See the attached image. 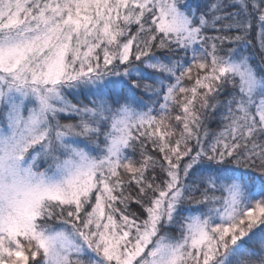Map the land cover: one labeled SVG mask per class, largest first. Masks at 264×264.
Instances as JSON below:
<instances>
[{
  "label": "snow or ice",
  "instance_id": "6c2138e0",
  "mask_svg": "<svg viewBox=\"0 0 264 264\" xmlns=\"http://www.w3.org/2000/svg\"><path fill=\"white\" fill-rule=\"evenodd\" d=\"M0 264H264V0H0Z\"/></svg>",
  "mask_w": 264,
  "mask_h": 264
}]
</instances>
